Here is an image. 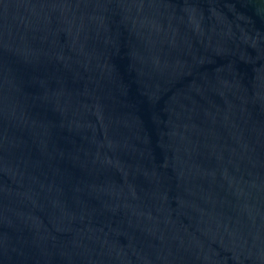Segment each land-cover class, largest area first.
Segmentation results:
<instances>
[{
  "label": "water",
  "instance_id": "95a60500",
  "mask_svg": "<svg viewBox=\"0 0 264 264\" xmlns=\"http://www.w3.org/2000/svg\"><path fill=\"white\" fill-rule=\"evenodd\" d=\"M0 264H264V0H0Z\"/></svg>",
  "mask_w": 264,
  "mask_h": 264
}]
</instances>
